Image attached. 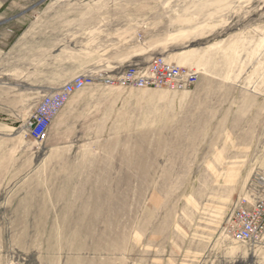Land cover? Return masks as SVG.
<instances>
[{
	"label": "rangeland",
	"instance_id": "rangeland-1",
	"mask_svg": "<svg viewBox=\"0 0 264 264\" xmlns=\"http://www.w3.org/2000/svg\"><path fill=\"white\" fill-rule=\"evenodd\" d=\"M50 5L51 24L28 28L0 63V264H264V244L222 233L264 177V0ZM153 55L197 82L170 91L97 76L43 140L29 137L38 68L41 88H57L83 66L106 77Z\"/></svg>",
	"mask_w": 264,
	"mask_h": 264
},
{
	"label": "built area",
	"instance_id": "built-area-1",
	"mask_svg": "<svg viewBox=\"0 0 264 264\" xmlns=\"http://www.w3.org/2000/svg\"><path fill=\"white\" fill-rule=\"evenodd\" d=\"M97 76L106 83L121 87L179 91L192 87L197 82L198 73L167 60L163 55H153L145 63L132 61L106 77L97 73L93 75L92 72L77 74L37 100L25 122L29 137L36 141L43 140L51 121L70 96L90 86ZM222 233L242 245L264 244V177L249 183L247 198L241 196L232 203Z\"/></svg>",
	"mask_w": 264,
	"mask_h": 264
},
{
	"label": "crops",
	"instance_id": "crops-1",
	"mask_svg": "<svg viewBox=\"0 0 264 264\" xmlns=\"http://www.w3.org/2000/svg\"><path fill=\"white\" fill-rule=\"evenodd\" d=\"M50 3L51 0H0V63L13 62L16 59L18 48L24 42V39L20 36L28 31V28L32 27L33 31L38 29V32H40L41 27L51 24V15L55 14L56 9ZM25 42L28 43L29 41ZM38 43L40 42L38 41ZM85 67L78 68L76 73L90 72V69ZM34 73H36L38 82L26 89L28 90L27 94L29 97L27 102L30 104V109H33L42 94L55 89L49 88L47 85H43V87L47 86L49 89H42L40 68Z\"/></svg>",
	"mask_w": 264,
	"mask_h": 264
},
{
	"label": "bare ground",
	"instance_id": "bare-ground-1",
	"mask_svg": "<svg viewBox=\"0 0 264 264\" xmlns=\"http://www.w3.org/2000/svg\"><path fill=\"white\" fill-rule=\"evenodd\" d=\"M83 223H84V222H83ZM64 227H65V226H64ZM82 229H83V228H82ZM82 229H81V230H82Z\"/></svg>",
	"mask_w": 264,
	"mask_h": 264
}]
</instances>
